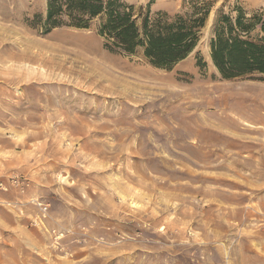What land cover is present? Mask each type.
<instances>
[{
  "label": "rangeland",
  "instance_id": "1",
  "mask_svg": "<svg viewBox=\"0 0 264 264\" xmlns=\"http://www.w3.org/2000/svg\"><path fill=\"white\" fill-rule=\"evenodd\" d=\"M209 1L196 49L167 71L105 49L95 22L45 33L47 0H0V264H264V123L221 120L234 94L264 115V77L223 79L209 57L217 17L264 0ZM121 2L138 23L189 11ZM74 38L139 79L88 83Z\"/></svg>",
  "mask_w": 264,
  "mask_h": 264
},
{
  "label": "trees",
  "instance_id": "2",
  "mask_svg": "<svg viewBox=\"0 0 264 264\" xmlns=\"http://www.w3.org/2000/svg\"><path fill=\"white\" fill-rule=\"evenodd\" d=\"M187 1L185 14H146L138 23L134 7L121 0H47L44 32L88 29L95 22L105 49L127 55L140 50L151 66L168 71L194 52L212 8L209 0ZM209 57L223 79L264 77V11L247 17L237 9L235 16L217 17Z\"/></svg>",
  "mask_w": 264,
  "mask_h": 264
},
{
  "label": "bare ground",
  "instance_id": "3",
  "mask_svg": "<svg viewBox=\"0 0 264 264\" xmlns=\"http://www.w3.org/2000/svg\"><path fill=\"white\" fill-rule=\"evenodd\" d=\"M67 38L69 39V37H67ZM83 40H85V39H83ZM83 40H80L79 38H77V39L74 38L72 40L65 41L62 43L64 45H69L72 47L71 50H67V51L75 59L74 62H76L77 66L80 65V69L84 71V73H85L84 76H85V78H87V82H88V80H90L92 83H95L98 87L102 88V90L104 89L108 93L112 92L111 94H113V90L115 88H119V87L127 88L128 86L131 87L132 83H131L130 79L134 80V79L138 78V76H139V74L136 71L131 70L132 68H129L126 64H123V63L119 62L118 60L107 58L104 54H102L99 51V49L97 48L96 45L91 44L87 41H83ZM59 42H61V41H59ZM46 45H48V44H46ZM52 48L54 50L56 49L53 46H52ZM64 48H66V47H64ZM47 49H49V47ZM51 50L52 49H50V51ZM61 54H62V52H61ZM70 55H68V56H70ZM30 56H32V53ZM26 57H28V56H26ZM60 57H61V55H60ZM60 57H57V58L59 59ZM67 59H68V57H67ZM60 60H61V58H60ZM72 65H73V63H72ZM74 66H76V65H74ZM74 73H76V72H74ZM80 73H81V71H80ZM76 75H77V73H76ZM77 76H79V74ZM80 78H81V76H80ZM82 78H84L83 75H82ZM134 83L137 86L139 85V84H137L138 82L137 83L134 82ZM141 84H143V83H141ZM92 85H94V84H92ZM96 85H94V86L96 87ZM133 88L134 87H132V89ZM93 89H95V88H93ZM102 90H100V91H102ZM105 91H103V92H105ZM249 91H251V89ZM121 92L122 91H120V93ZM132 92H133V90H132ZM139 92H140V90H139ZM116 94H118V93H116ZM125 94H127V93H125ZM128 94H129V92H128ZM126 96H128V95H126ZM227 102H228V104H227ZM248 102L251 103V105L247 104ZM253 102H254V100H252V97L246 96L245 94H234V95L229 96L226 100V105L224 106V108L222 110L220 109L222 112L221 113V115H222L221 120L224 122L226 120H230V119L235 120V122L242 121L243 125L245 127H249V126L253 127L252 124H262L263 125L264 115L260 114V108H258V109H250L249 108L252 106ZM263 111H264V109H263ZM232 116L234 117V119L232 118ZM250 123H252V124H250Z\"/></svg>",
  "mask_w": 264,
  "mask_h": 264
}]
</instances>
